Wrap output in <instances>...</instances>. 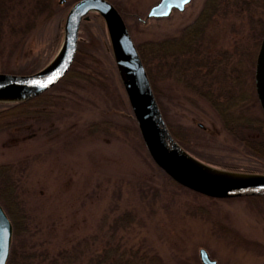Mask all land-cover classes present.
Listing matches in <instances>:
<instances>
[{"label": "rangeland", "instance_id": "obj_1", "mask_svg": "<svg viewBox=\"0 0 264 264\" xmlns=\"http://www.w3.org/2000/svg\"><path fill=\"white\" fill-rule=\"evenodd\" d=\"M76 1L0 0V72L30 74L47 65ZM110 1L137 46L179 36L205 2L192 0L168 17L147 18L159 0ZM263 31L264 0L225 7L212 17L195 53L219 61L209 74L217 77L211 86L216 99H227L226 89L233 85L240 99L255 90L252 71ZM79 47L98 61L92 62L99 82L59 84L52 90L54 104L45 109L48 115L18 117L0 128V166L10 165L18 183L30 246L54 255L99 234L100 248L116 217L131 214L133 224L119 230L115 240L154 256L158 264H203L201 248L218 264L264 263V198L210 199L170 183L143 144L100 16L82 22ZM148 62L164 119L195 157L226 170L264 173V162L225 129L205 98L176 82L166 67L159 73ZM188 71L186 77L201 86L196 73L183 74ZM232 76L238 77L235 83ZM5 105L0 103V110ZM248 111L259 114L256 104ZM99 123L102 130L94 131Z\"/></svg>", "mask_w": 264, "mask_h": 264}, {"label": "trees", "instance_id": "obj_2", "mask_svg": "<svg viewBox=\"0 0 264 264\" xmlns=\"http://www.w3.org/2000/svg\"><path fill=\"white\" fill-rule=\"evenodd\" d=\"M254 1L255 0H205L203 8L196 19L187 25L179 36L161 41L145 42L143 45L137 46V49L150 79L155 96L157 95L156 87L154 85L153 75L150 69H148V64H150L148 59L151 63H154V67L159 73H162L166 67L168 73L173 75L176 82L188 86L190 90L198 92L205 98L216 110L218 116H220V120L225 129L230 131L234 137L244 143L251 155L257 156L259 160L264 162V114L259 105L255 90L249 92L247 99H240L242 96L240 89L233 85L231 90L226 89L225 96L227 99H216L219 95L214 96L215 92H213L211 86L215 83L217 77H210L209 74H211L214 66L217 68L219 61L215 58H209L208 55V57H202L200 54L195 53L198 51V49L196 51V46L199 45L198 42H200L203 33L207 30L209 22L220 9L222 10L225 7L239 6ZM10 4L12 3H9V5ZM9 5L7 8H9ZM263 34L264 31L261 36H263ZM190 58H192L191 62H193L189 63L191 66L188 64ZM92 61L95 63L98 62L93 54H90L85 48L79 47L70 70L59 83L32 99L15 103H6L5 108L0 110V128L13 125L12 119L18 117L39 114L48 115L49 113L45 109L54 104L56 95L52 93V90L58 87L59 84H64V87L71 84L76 85L82 79H88L90 82H97L98 80L96 79L98 77L96 74L99 73V71L93 66L94 62ZM222 63H224V61ZM189 69L192 71L193 76L196 73L197 77L200 78L199 83L201 86L192 83V81L186 77L190 71L186 72L185 75L183 74ZM235 73L237 72L235 71ZM237 79L238 77L232 76V81L234 83ZM205 86L209 88L207 87L206 89ZM241 100L246 101L241 102ZM157 101L162 111L161 103L159 100ZM248 102H251V104ZM252 104L258 106L259 114L252 115L251 112L248 111L251 109ZM7 119L8 121H4ZM101 125L102 123L94 125L93 127H95V130H93L99 132L102 130L100 129ZM167 125L178 143L189 153L196 156L193 154L195 151L189 148V146L184 143V140L172 131L168 122ZM152 162L154 163L153 160ZM154 166L167 177L170 183L184 188L185 190L187 189L172 180L155 163ZM221 167L225 168L226 166L221 165ZM228 169L248 172V170H241L233 166ZM16 182L11 166L6 164L1 165L0 203L3 205L13 227L12 243L6 264H158V259L154 256H152V258L147 255H139L138 251L132 248L128 249L121 242L115 240L116 233L119 230L133 224L134 216L131 214H124L116 217L114 223L110 226L106 241H104L100 248L96 245V241L99 239L100 235L96 234L90 238V240L83 239L82 242L80 241L77 245H73L68 249H62L54 255L49 251H37L33 249L28 243L27 238L29 234L28 214L19 197L18 183ZM209 198L213 199L212 197ZM239 198L263 199L264 196ZM231 199L233 198H228L226 200ZM198 210L202 212L205 211L201 206H198ZM88 251L89 254L87 255Z\"/></svg>", "mask_w": 264, "mask_h": 264}, {"label": "water", "instance_id": "obj_3", "mask_svg": "<svg viewBox=\"0 0 264 264\" xmlns=\"http://www.w3.org/2000/svg\"><path fill=\"white\" fill-rule=\"evenodd\" d=\"M192 0H159L147 18L168 17L183 11ZM91 14L105 24L117 70L145 148L154 163L181 186L202 195L228 199L264 196V173L226 170L210 165L185 150L173 137L158 104L150 79L126 22L110 0H77L65 18L63 38L52 60L30 74L0 72V103H15L37 97L51 89L70 70L78 50L80 26ZM254 86L264 114V34L255 59ZM13 227L0 204V264H6ZM203 264H218L204 248ZM264 264V263H262Z\"/></svg>", "mask_w": 264, "mask_h": 264}, {"label": "flooded vegetation", "instance_id": "obj_4", "mask_svg": "<svg viewBox=\"0 0 264 264\" xmlns=\"http://www.w3.org/2000/svg\"><path fill=\"white\" fill-rule=\"evenodd\" d=\"M201 126V125H200ZM201 127H203V126H201Z\"/></svg>", "mask_w": 264, "mask_h": 264}]
</instances>
